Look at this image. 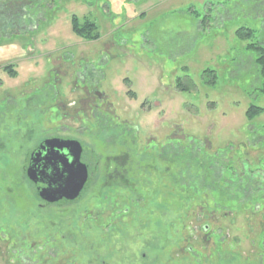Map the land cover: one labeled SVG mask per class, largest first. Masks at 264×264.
Returning a JSON list of instances; mask_svg holds the SVG:
<instances>
[{
  "label": "rangeland",
  "instance_id": "374dc122",
  "mask_svg": "<svg viewBox=\"0 0 264 264\" xmlns=\"http://www.w3.org/2000/svg\"><path fill=\"white\" fill-rule=\"evenodd\" d=\"M251 44L264 48V0H0V264H264V112L245 116L264 110ZM89 72L105 96L96 119L90 96L69 113L91 121L81 137L93 174L78 200L44 208L29 153L59 123L72 135L88 125L56 122L52 107L78 102L76 75ZM164 140L191 157L161 156Z\"/></svg>",
  "mask_w": 264,
  "mask_h": 264
},
{
  "label": "flooded vegetation",
  "instance_id": "af4514ba",
  "mask_svg": "<svg viewBox=\"0 0 264 264\" xmlns=\"http://www.w3.org/2000/svg\"><path fill=\"white\" fill-rule=\"evenodd\" d=\"M101 62V60H100ZM101 64V63H100ZM105 64V62H104ZM77 79L80 80L81 82V86H82V97H80V99H78V102H75V101H70L68 102L65 107H58V104L57 105H54L52 108L55 109V111L58 113L57 117L59 116V121H56V122H60V118H63L65 119V121L68 119V120H76V121H79L77 118L74 119V116L71 115L69 113V109H71L72 107L76 106V105H81V102L84 101V103H90V97H94L96 98L95 100V106L94 108L91 109V107H84V111H82L81 113V116L84 117V115L87 114V110L88 109H91V113L89 116L90 118H95L96 119V115L94 114L95 111H98L99 108L101 107L102 103H103V98L105 97L104 96V93L102 92H99L96 90V85L95 83L92 82V79H94V74H92V72H89V73H86L85 76H81L80 73H77ZM86 82H89L88 85H86ZM89 86H92L89 88ZM57 101V100H56ZM90 106V105H89ZM27 105L25 106V108L27 109ZM81 118V117H80ZM85 119L87 120L86 123H85ZM82 123H85V124H88V125H85L83 127V129L81 131H78L75 135H72V134H69L68 133V127H61L60 126V123L58 125H56V129L54 130V132L52 134H46L44 136H40L37 141L34 143L35 145H33L32 147V150L30 151L29 153V157H28V160H27V167L25 168V176L27 178V180L29 181V183L32 185V187L34 188L35 190V194L38 198V200L42 203L40 206L42 207H48V206H53V205H64V204H68V203H72L76 200H78L81 195L83 194V192L87 189L88 187V182L89 180L91 179V176H92V171H93V164H92V158L89 156V150H86L85 148V142L83 141V138L81 137L82 135H85L87 130L90 129V126H91V121L88 119V118H84L82 120ZM127 131V130H126ZM136 137H132V140H135ZM49 140H59V141H62V142H68V141H74V142H77L79 143L80 147H81V155H80V163L82 165H84V167L86 168L87 170V175H88V178H87V181H86V184L83 188V191L81 192L80 196L75 199V200H72V201H69V200H65V199H62V200H59L57 202H49L47 200H44V199H41L39 196H38V192L36 190V187H35V184H33L27 177V171H28V168L29 167H32L35 171V174L39 177V180L43 183H47L49 184V182L55 180L52 179V175H55L59 178V175H65V171L67 169V166H68V163L71 162V158H70V153L69 151L66 150V147L65 145H63L62 143H57V147H53L55 150L54 152H57L56 154L55 153H52V156H48L51 154V145L52 144H49V145H46L45 142L46 141H49ZM154 141H155V138H154ZM153 141V142H154ZM158 143H160L159 141H157ZM163 148H164V151L169 149L168 152L165 151V153L167 154V156L164 155V157H166L168 160H170V148H171V143H170V140L169 141H166L164 140L163 141ZM63 147V149H61ZM145 148L148 147L147 145L144 146ZM90 154L92 156V153L90 151ZM125 164L127 163H123V164H120V166H124ZM136 168L139 170L140 169V163L137 162L136 164ZM122 171H124L125 169H121ZM114 172H116V174H119V172H117L118 170L115 169L113 170ZM106 184V183H104ZM108 185V184H106Z\"/></svg>",
  "mask_w": 264,
  "mask_h": 264
},
{
  "label": "water",
  "instance_id": "95a60500",
  "mask_svg": "<svg viewBox=\"0 0 264 264\" xmlns=\"http://www.w3.org/2000/svg\"><path fill=\"white\" fill-rule=\"evenodd\" d=\"M57 143L65 145L66 150L70 153L71 162L68 163L65 175H59V178L52 175L51 178H55V180L47 184L41 182L39 177L35 174L34 169L29 167L27 177L35 184L38 196L41 199L49 202H57L62 199L72 201L80 196L88 178L86 168L80 163L82 150L79 143L74 141L62 142L59 140H49L45 142L46 145L52 144L51 154L48 156L51 157L52 153H57L54 152L55 149L53 148L57 147ZM61 149H63V147Z\"/></svg>",
  "mask_w": 264,
  "mask_h": 264
},
{
  "label": "trees",
  "instance_id": "16d2710c",
  "mask_svg": "<svg viewBox=\"0 0 264 264\" xmlns=\"http://www.w3.org/2000/svg\"><path fill=\"white\" fill-rule=\"evenodd\" d=\"M72 26H73L74 32L86 40H89V41L93 40L94 41V40H98V38H99L97 33H94L95 26L93 24L86 23L83 28H79L77 20L73 19ZM252 34H253L252 31L246 30V29H239L235 33L236 37L240 40H243L245 38H250V37H252ZM247 50L254 51L256 53V59H255L254 63L256 65V67L258 68L257 74L262 79V86H261L260 92L262 94H264V48L256 46L255 44H251V45L247 46ZM178 82H179V80H178ZM263 112H264L263 109L251 105L246 110L245 116H246L248 121H252L254 118L260 116ZM177 150H179V151H177ZM163 151H164V148H163ZM206 153H207V150L204 148L202 149L200 147L199 152H197L195 157H192V159L197 160L198 157L200 159L201 154L203 155ZM163 154L165 156H167V154L165 152L162 153L161 156H163ZM169 155H170L169 156L170 158L172 157L173 159H175V164H178V162L180 163L184 156H185V159H187V158L189 159L191 157V151L187 150L186 148L185 149L177 148V147L175 148V146L173 147L171 145ZM208 158L210 160V168L213 169L214 173L217 172L218 169H215V168H218V165H217L216 161L213 160L214 157L210 156ZM176 161H178V162L176 163ZM197 166H200V167L203 166L204 167L206 165L199 161V164ZM207 167H208V165H207ZM202 231L207 232V227H203Z\"/></svg>",
  "mask_w": 264,
  "mask_h": 264
},
{
  "label": "crops",
  "instance_id": "0c3cea01",
  "mask_svg": "<svg viewBox=\"0 0 264 264\" xmlns=\"http://www.w3.org/2000/svg\"><path fill=\"white\" fill-rule=\"evenodd\" d=\"M94 41H97V40H94ZM89 42H93V40L92 41H89Z\"/></svg>",
  "mask_w": 264,
  "mask_h": 264
}]
</instances>
